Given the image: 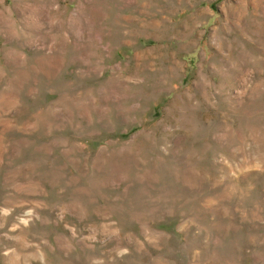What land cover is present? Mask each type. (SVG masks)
Instances as JSON below:
<instances>
[{
	"label": "rangeland",
	"instance_id": "obj_1",
	"mask_svg": "<svg viewBox=\"0 0 264 264\" xmlns=\"http://www.w3.org/2000/svg\"><path fill=\"white\" fill-rule=\"evenodd\" d=\"M0 264H264V0H0Z\"/></svg>",
	"mask_w": 264,
	"mask_h": 264
}]
</instances>
